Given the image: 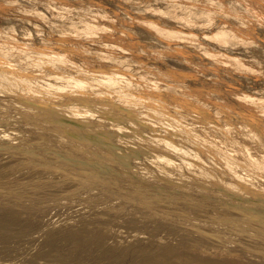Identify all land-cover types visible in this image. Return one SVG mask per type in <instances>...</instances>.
Segmentation results:
<instances>
[{"label": "bare ground", "instance_id": "obj_1", "mask_svg": "<svg viewBox=\"0 0 264 264\" xmlns=\"http://www.w3.org/2000/svg\"><path fill=\"white\" fill-rule=\"evenodd\" d=\"M139 1H145L147 4L146 9L150 10V12L157 11L160 14H168L170 15L168 21L180 19L185 26L196 24L197 19L193 17L194 15L204 18L210 24L221 18L223 23L213 29V32L210 31L211 40L214 41L215 46H225L233 42L245 44L246 46H252L258 42L264 43V30H257L258 24L264 25V0H232L233 3L236 2L243 8L242 14L235 13V11H238L239 6L237 7L238 9L232 11L228 8L230 7L228 6L229 4L227 5L228 7L225 5L224 0H135L137 3ZM159 2H162L163 4L161 5H165V7L161 8ZM95 6L91 12L86 10L79 11L77 17H75L77 19H74L73 16L71 17L72 19L68 18L67 21L71 19L68 22V26L57 27V32L61 35L62 33H68L69 37L77 35L76 39L83 37L84 42L79 48L77 47L79 52L86 53V50L92 49L95 45L97 48H94L96 50L93 51L102 60H118L120 58L119 55L125 52L135 54L132 46L128 44L129 40L128 42L123 40L124 36L129 35V32L123 31V29L121 37H117L115 33L117 30H115L114 26L112 27L108 24L115 21V18L111 17L107 13L108 11L101 8V6L96 8ZM179 7H184L186 10L183 12L180 10V12L178 11ZM67 10L68 6L64 4V7L56 11L61 20H66L65 13ZM229 17L230 19L231 17L235 18L229 20ZM73 19L77 20V22L72 21ZM142 25L144 26V32L142 31L141 33L144 37H150L148 34V31H150L157 38H161V40L167 42H175L177 40L181 42L182 40L190 41L189 44H196L198 42V33L196 36L190 30H185L175 24L171 27H164L155 20H149L144 21ZM258 36L262 40H259ZM12 39L11 36H7L6 42L0 40L3 43V46H1L2 44L0 45V55H8L12 49L10 47L14 48V46H11L12 42L10 43ZM76 39L73 38L72 40ZM90 44L91 46L94 45L89 47ZM199 44L197 43V45ZM201 49L208 53V56L210 54L216 61H214L215 63H223L227 68L234 69L236 72L238 71L237 73L251 72L252 75L253 73L264 74L263 66L258 67L252 62L236 56L232 58L225 56L218 49L212 51L202 46ZM26 50L23 51L26 52ZM18 52H21V50ZM164 52L166 51L164 50ZM23 56L27 57L29 55L26 52ZM67 56H62L60 53L38 50L29 56L31 61L29 60L28 64L25 63V66H20L17 63L16 65L10 64L4 67L3 62L0 61V152H9L19 158L22 157V160L19 161L22 163V168L24 169L35 170L42 168L50 173L63 171L64 177H68L77 183L78 188L87 187V191L94 192L101 190L103 197H106L104 202L111 206V208L115 207L114 210L117 208L126 209L125 207L133 204L135 198L128 194L113 193L111 191V188H113L112 181L116 180L118 182L124 179L123 177H127L129 179L126 181L141 188L140 185L143 186V182L140 179L145 178L146 175H150L148 178L150 177L153 180L151 182H153L154 186H163V189L160 187L163 191L159 190L161 194H165L164 200L169 201L171 205L164 206L162 204L164 203L163 201L162 203H158L159 201H151L149 197H142L138 200V204H140L139 213L135 216L140 215V217L144 218L153 214L157 217L156 219L159 217L163 218V221H169V226H176L178 224L179 231L181 232L189 231L198 234L193 241L189 242L190 250H197L198 248L203 252H209V250L216 249L221 252L231 250L232 245L238 242L244 248L246 247L252 249L253 252L259 253L258 256L255 255L257 259L252 257L254 258L252 264H264L262 262L264 261V249L262 248V244L264 245V140L259 134L261 126L258 124L264 113V97L253 96L246 92L239 93L238 95L231 93L224 94L227 107L233 108L240 105L247 109L252 116H241L234 119L227 117L231 120L228 122L229 124L222 125L220 123V125L216 120V116L209 111L213 107L218 106V102L207 93L199 92L190 86H183L184 84L171 86V92L177 93L175 95L181 93L186 98L193 97L198 101L197 105L190 106L188 112H175L170 109L169 102L163 103L164 105L150 104V102L157 101V97L153 95L142 96L132 90L134 85L132 78L124 75L120 70L84 69L83 65L73 58H67ZM156 56H159L158 53ZM160 58H162L160 60H163V57ZM210 60L213 62L212 59ZM170 61L172 60L170 59ZM33 69L44 72V75L34 76ZM163 74L166 73L163 72ZM261 74L260 76H262ZM147 79V76L138 77L136 80L137 86H141ZM148 82L152 84V81ZM161 83L154 82L152 87L156 89L162 86L160 85ZM181 87H184V90H181ZM163 90L165 89L163 88ZM168 91L167 89L165 92ZM171 92L169 91V93ZM173 97L176 98L175 96ZM176 102L180 104L182 101L177 100ZM218 104L222 105L221 103ZM198 107L206 111V113L200 114L196 112V108L199 109ZM136 115L138 117H135ZM66 118L71 119L68 120ZM73 119L84 122L85 126H76L73 124V121H75ZM155 126H160L162 128L161 131L154 130ZM93 134L97 135L98 138L93 139L91 137ZM142 160H145L146 163ZM96 184L97 186H95ZM29 185H18V188L27 189ZM190 185L201 189L203 193L211 196L218 195L217 191H220L221 187L227 188L235 198L229 202H220L215 206L207 205L204 200L195 199L191 195L180 199L176 191L185 192ZM77 190L79 189L73 188L71 191L68 190L70 191V193L68 192L69 196L72 197ZM145 193H148V190H145ZM73 197L76 198V195ZM83 198L82 196V200ZM98 203L100 202L98 201ZM179 203L195 206L198 210L200 209V212L202 209L205 210L207 212L206 217H203L204 215L202 216L199 212V214L194 213V209L196 210V208H188L189 206L187 207V211H183V213L179 212L181 216L178 215L179 213H174L175 207H172V210L171 206H177V204L179 206ZM105 206H103L104 209ZM135 206L137 207L138 205L136 204ZM135 209L133 208L132 213ZM106 210L108 212V209ZM181 217L183 220L179 224L178 221L180 222L179 219ZM21 218L23 219V217ZM3 219L5 218L3 217ZM10 219L12 220V218ZM82 219L84 220V218ZM9 220H6V222H9ZM16 222L18 221L16 220ZM24 223H27V221ZM192 233L190 235H193ZM191 237H194V235ZM80 242V239L79 242L77 240V243ZM181 243L183 244V241ZM179 246L182 248L181 244ZM70 247L72 248V246ZM59 248L62 247L60 246ZM58 249L54 253V258L61 256V254L67 256V253H69L66 252L67 250H64L66 253H61L63 250L59 249V253L61 254H57ZM233 249L234 247H232V251ZM157 250L159 251V249ZM160 254L163 255L162 253ZM210 254H212V251ZM232 254H234V251ZM166 256L167 259L168 256L169 259L172 257L169 254ZM247 256L251 258V256ZM247 256L243 253L241 256L242 260L244 258L247 259ZM226 257L227 260L223 259L225 261L219 262L212 259L208 260L209 258L206 256L208 259L205 262L208 264H236L235 260H230V256ZM48 258L50 257L48 256ZM175 258L177 257L175 256ZM40 261H43V259ZM153 262L155 264V261ZM200 262H197V264ZM51 263L55 264L53 260ZM241 263L243 262L241 261Z\"/></svg>", "mask_w": 264, "mask_h": 264}, {"label": "rangeland", "instance_id": "obj_2", "mask_svg": "<svg viewBox=\"0 0 264 264\" xmlns=\"http://www.w3.org/2000/svg\"><path fill=\"white\" fill-rule=\"evenodd\" d=\"M126 1H130V2H126ZM224 1L226 3L225 4L226 6L229 4L228 6L230 7L228 6L227 7L230 10L235 11L236 9L239 8L238 11L240 12L235 11V13L236 12L240 14L243 13L242 11L243 8L240 6V4L236 2L233 3L232 0H224ZM60 4L63 6H61ZM64 4H67L68 10L65 13L66 20L64 19L61 20V18L57 15L56 11L64 7ZM161 4L163 3L161 2L159 4L161 8L165 7V5H161ZM94 6L95 8L101 6V8L108 11L107 13L111 17L115 18V21H112L111 23L108 24L112 27L114 26L115 30H117L115 32L117 37H121L120 35L123 29H124L123 31L129 32L128 33L129 35L124 36L123 40L125 42H128L129 40L128 44L132 46V50L135 52V54L133 53L129 54L125 52L127 55L125 53L123 54L121 53L119 55L120 58L118 60L116 59L102 60L95 55L94 51L96 49L94 48L97 47H95L94 44H93L94 47H92L93 45L91 46V44L89 45V47H92V49L89 48L88 50H86L87 52L85 51L86 53L79 52L77 47L79 48L84 42L83 37L81 39L79 37L78 39H76L77 35L76 36L73 35V37H69L68 33H64V34L62 33L61 35L60 33L57 32L56 30L57 27L68 26V22L72 19L71 18L72 16L74 17V19H77L75 17H77L79 11L86 10L91 12L92 10H94ZM146 8H147V4L145 1H139L137 3L135 2V0H133V2H131V0H64V1L63 0H24V1L0 0V36H1L0 40L6 42L7 36L8 37L11 36L13 39L10 41V43L12 42L13 45L11 43V46H14L15 48L14 49L13 47H10L12 48L11 49L12 51L10 50V52L6 56L0 55V61L3 62L4 67H7L10 64L16 65L17 63H19L20 66H25L31 61L29 56H31L32 53L35 51L37 52L38 50H42L51 53H60L62 56L68 55L67 58L68 57L73 58L79 64L83 65L84 69L91 68L92 70H100V69L120 70L124 75L132 78L134 83L132 90L136 91L137 93H139V95L142 96L153 95L157 97L156 100L158 102L153 100L155 102H150V104L155 103L154 105L157 104L164 105L163 103L169 102L170 103L169 107L173 111L188 112L189 111L188 109H190L191 105L198 104L197 99H194L193 97L186 98L185 96L181 95V93H179L180 95L179 94L175 95L176 92H171L170 90L172 89L171 86L174 87L175 85L178 86L184 84L183 86H190L192 89H196L199 92H204L211 95V97H213L216 102L222 104L220 105L217 103L218 106H215L211 110H209L211 114L216 116V120L218 121L219 124L220 123L222 125L229 124L228 122H230L231 120L227 117L234 119L241 116L243 117L252 116L247 109L241 107L240 105H237L233 108L227 107L226 100L224 99V94L231 93L233 95H238L239 93L246 92L253 96L264 97V74L260 73L262 75L260 76V74L258 73L257 74L253 73L252 75L251 72L249 73L244 72L242 74V72L239 71L240 73H237L238 71L236 72V70L234 69L227 68V66L223 63H219V64L215 63L216 61L214 60V58L210 54L208 56V53L202 50L201 46L206 49L209 48L212 51H215L220 47L218 50L222 51V53L225 56L231 58L236 56L243 60L250 61L258 67L259 66L264 67V43L258 42L252 46H246L245 44H238L233 42L226 44L225 46L222 45L218 47L215 46L214 41L211 40L210 31L213 32V29L217 28V26L219 27L223 23V20L221 18L210 24V22L204 20V18L199 17L198 15H194L193 17L194 18L196 17L197 19L196 24L192 26H185L180 19H174L172 21H168L170 15L165 13L160 14L157 11L150 12V10ZM179 8L178 11L182 10L183 12L186 10V8L184 7H179ZM37 11L39 12V14ZM235 13L233 14L235 15ZM40 17H42L43 19ZM68 18L71 19L67 21ZM233 18L231 17V19ZM74 19L72 21L77 22V20ZM231 19L229 17V20ZM149 20H155L158 24L160 23L164 27H171L172 25L175 24L185 30H190L195 35L198 33L199 36H197L198 34L196 35L198 37L197 43L198 44L203 43V44L197 45L196 42H195L196 44L194 43L189 44L190 41H183V40H182L183 43L180 40L179 41L177 40L175 42H167L161 40V38H157L150 31H148L150 37L147 36L144 37L142 36L141 33L144 30V26L142 24L144 21H149ZM113 22H115V24H113ZM202 26L203 27L205 26V28H203ZM257 30L263 31L264 25L258 24ZM203 34H205L206 36ZM73 38L76 40H72ZM257 38L259 40H262L260 36H258ZM0 45L3 46V43L0 42ZM20 50L22 53L18 52ZM23 50H26L29 56L27 57L23 56L26 53ZM164 50L168 53L164 52ZM202 52L205 53L203 54ZM157 53L159 55L158 56L159 58L156 56ZM160 57H163V60H160L162 59ZM170 59L172 61H170ZM210 59H212L213 62ZM225 66L227 69L225 68ZM33 70H34L33 72L34 76L44 75V72H41L38 69H33ZM163 72H165L166 74H163ZM146 76L148 78L147 81H152L151 82L152 84H150V82H148L149 83L148 84L147 81H145L146 83L143 82L141 86L140 85L137 86L136 80L138 79V77L140 78ZM154 82L157 83L162 82L160 85H162L163 87L159 86L158 88L154 89L152 87ZM163 88L165 90H163ZM167 89L171 93H169V91L165 92ZM182 89L184 90V87H181V90ZM173 96H175L176 98H174ZM160 100L165 102H161ZM177 100L182 101L180 103L181 105L177 104L176 102ZM171 102L176 104H172ZM173 105H175L176 107ZM136 107L140 108L139 106ZM196 112L200 114L206 113V111L200 108L199 109L196 108ZM263 116H261V119L258 121L259 122L258 124L259 126H261V131L259 132V134L264 140ZM135 117H138V115H136ZM66 119L70 120L71 118H66ZM73 124H75L78 127L85 126V123L79 120L73 121ZM161 129L162 128L160 126L154 127V130H157L159 132L161 131ZM91 137H93L94 139L97 137V135L93 134L91 135ZM20 158L18 156H14L9 152L7 153L0 152V166H1L0 167V176H1L0 177V185H1L0 186V219H1L0 223H2L1 224L2 226L0 225V237H1L0 264H11V262L12 264H37L42 259L43 261H40L39 264H49V263L52 264L51 263L52 260L55 262V264H121V263L122 264H127V263L154 264L153 261H155V264L156 263L157 264H161V263L188 264L189 262H190L189 264H195V262L197 264V262L199 261L201 262L198 264H202V263L206 264L207 262H205V260L208 258H209L208 260L212 259L221 262L227 260L226 256H230L229 257L230 260H235L236 264H244V263L252 264V262H254V258L257 259L255 255L258 256L259 253L255 251L253 252L252 249L246 247L244 248V246H241L238 242L237 243L235 242V244L232 245V247H234L233 249L234 254H232L233 253L232 247L231 250H227V251L224 250L221 252L216 249L209 250V252L205 251L206 253L198 248L197 250L196 249L190 250L189 242L193 241L198 234H194L189 231L181 232L179 231L180 229L178 227L179 226L178 224L176 226L175 225L169 226L170 225L169 221H163V218H159V217L158 220L156 219L157 217H155V215L153 214L152 216L148 215V217L145 216L144 218L140 217V215L135 216L137 213H139L138 210L140 204H138V200L142 197H149L151 201L152 200L157 202L159 201L158 203H162L163 201L164 203L162 204L164 206L171 205L169 201L164 200L166 197L165 194H161L160 192L161 188L163 189V186H160L161 188L154 186L153 182H151L153 180H151L150 177L148 178V176L150 175H146L145 178L140 179V181L143 182V186H144L143 187L142 185H140L141 188L138 187L137 185L131 184V182L129 181H126L129 179L127 177H123L124 179L119 180L118 182L116 180L112 181L113 188H111V191L113 193L115 194L122 193L125 195L128 194L131 197L135 198V200H133V204H130L127 207H125L126 209L117 208L116 210H114L115 207L111 208V206L107 205L106 202H104L106 197H103V192L101 190H96L94 192V191H87L88 190L87 187H86L87 189L85 187H81L83 189H81L80 187L78 188L76 185L77 183L73 182L68 177H64L63 171H59L60 172L59 174V172L57 173H50L49 171L46 172L42 168H37L35 170L24 169L22 168V163L19 161L22 160V157ZM26 184H30L27 189L18 188V185L22 186ZM95 186H97V184ZM190 186L185 192L184 191L180 192L178 190L176 191L177 194H179L180 199H184V197H188V195H191V197H194L195 199L204 200L207 203V205L215 206L220 202H229L233 198H235L234 196L231 195L230 191L227 188L221 187L220 191H217L218 195L211 196L207 193H203L201 189H198L193 186H191L190 188ZM164 187L168 188L167 186ZM73 188L79 189L74 195H72V197L76 195V198L75 197L72 198L71 196H69V193L71 190H73ZM145 190H148V193H145ZM82 196L84 197L83 200H82ZM98 201L100 203H98ZM134 203L135 205L137 204L138 206L136 207ZM185 205L186 204L183 205L182 203H179L180 207L177 204V206H171V208L175 207L174 210L172 208L174 213H179V212L183 213V211H187V209L191 207L196 208L195 206H191V205H186V207H184ZM103 206H105V209ZM133 208L136 209L132 213ZM106 209H108V212ZM103 210H105V212H103ZM198 212L202 216L204 215L203 217H206L205 215L207 212H205V210L202 209L201 210L202 213H201L200 209L199 210L197 208L196 210L194 209V213H198ZM180 213L178 215L181 216ZM19 214L21 215V217H23V219L20 217ZM2 215H4L3 217L5 219H3ZM7 217L12 218V220L11 219L9 220V218ZM13 218H15L18 222H16V220ZM82 218H84V220ZM6 220L7 221L9 220V222H6ZM24 220L27 221V223H24L25 222ZM179 220L180 222L178 221V223L180 224L182 223L183 218L181 217ZM163 224H165L166 226ZM161 226H165V227H161ZM191 233L194 235V237H191L193 236L190 235ZM64 239L67 240L64 241ZM79 239L82 243L81 242L77 243V240L79 242ZM182 241L183 244L181 243ZM67 242H69V244H67ZM178 242L179 244H181L182 248L180 246L178 247L179 245ZM186 245H187V249H186ZM58 246L59 247L61 246L62 248H59ZM70 246H72V248ZM66 247L67 249H65ZM58 248L63 250L61 251V253L69 252L67 253L68 255L66 256L59 253L60 250ZM180 248L182 249V251ZM262 248L264 249L263 244H262ZM46 249L48 251L50 250L49 251L50 253ZM56 249H58L57 254H61V256H56V258H54L55 257L54 253H56L55 252ZM157 249H159V251ZM239 249L241 250V252ZM243 249H245L244 251L246 252H244ZM64 250L67 251L64 252ZM235 250H238L240 253ZM185 251H188L189 253ZM211 251L212 254H210ZM182 252H184L185 255ZM214 252L218 254H215ZM242 252L246 256L247 255H249V257L251 256V258H248L247 256V259L244 258L242 260L241 258V256L243 255ZM249 252L252 255H250ZM160 253H162L163 255H161ZM203 253L206 255H204ZM220 253L222 257L220 256ZM153 254L155 255V257ZM167 254L171 255L172 257H170L169 259L168 256L167 259L166 258ZM48 256L50 258H48ZM175 256L177 258H175ZM180 256L182 257L180 258ZM206 256L208 258H206ZM231 256H233V258H231ZM181 261L183 262L181 263ZM241 261L243 263H241Z\"/></svg>", "mask_w": 264, "mask_h": 264}]
</instances>
